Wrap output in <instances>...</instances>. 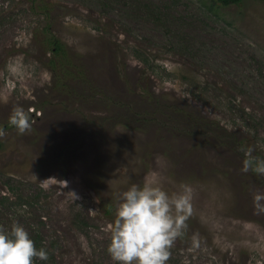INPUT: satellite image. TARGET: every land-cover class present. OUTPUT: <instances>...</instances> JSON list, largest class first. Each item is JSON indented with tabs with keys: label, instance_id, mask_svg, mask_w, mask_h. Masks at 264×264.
<instances>
[{
	"label": "rangeland",
	"instance_id": "1",
	"mask_svg": "<svg viewBox=\"0 0 264 264\" xmlns=\"http://www.w3.org/2000/svg\"><path fill=\"white\" fill-rule=\"evenodd\" d=\"M246 158L264 159V0H0V229L23 224L35 264H114V195L153 178L192 189L167 264H264Z\"/></svg>",
	"mask_w": 264,
	"mask_h": 264
},
{
	"label": "clouds",
	"instance_id": "2",
	"mask_svg": "<svg viewBox=\"0 0 264 264\" xmlns=\"http://www.w3.org/2000/svg\"><path fill=\"white\" fill-rule=\"evenodd\" d=\"M9 122L20 133L31 127L30 115L23 107L13 109ZM250 168L264 174V159L246 158L242 170ZM253 198L259 204L264 193L256 192ZM191 200L188 185L169 193L156 178L132 183L116 193L114 220L106 229V251L114 264H167L173 243L183 234L192 212ZM48 258V251L36 247L23 224L13 222L8 230L0 229V264H35L36 259Z\"/></svg>",
	"mask_w": 264,
	"mask_h": 264
},
{
	"label": "trees",
	"instance_id": "3",
	"mask_svg": "<svg viewBox=\"0 0 264 264\" xmlns=\"http://www.w3.org/2000/svg\"><path fill=\"white\" fill-rule=\"evenodd\" d=\"M219 3H221L222 5H232V4H240L241 2H243V0H217ZM50 41V40H49ZM52 45H53V51H54V56L55 59L51 60L53 66L55 65H60L62 68L64 66V62L62 56H66L67 57V48L65 46V44L63 42H61L59 39L55 38L53 41H51ZM68 61V60H67ZM110 208L108 207L106 210L107 214H110Z\"/></svg>",
	"mask_w": 264,
	"mask_h": 264
}]
</instances>
